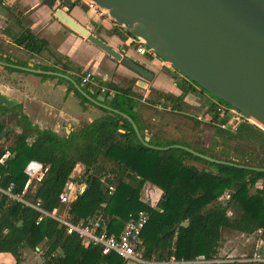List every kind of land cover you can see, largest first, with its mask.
I'll return each instance as SVG.
<instances>
[{
  "label": "trees",
  "instance_id": "obj_1",
  "mask_svg": "<svg viewBox=\"0 0 264 264\" xmlns=\"http://www.w3.org/2000/svg\"><path fill=\"white\" fill-rule=\"evenodd\" d=\"M75 6L71 4L69 9ZM13 40L15 45L36 56L49 47L46 40L29 29L13 36ZM1 61L11 63L10 58H0ZM2 68L8 72L18 71L13 67ZM36 68L67 75L81 85L67 68V61L61 69L55 66ZM40 76L68 84V91H73L83 106L89 103L88 98L69 81L56 76ZM181 81L186 85L189 83L184 78ZM135 83L130 81L129 87L125 88L109 83L107 86L113 93L98 95L106 97L110 108L129 115L145 136L139 114L134 111L138 106L133 98L142 100L132 92ZM181 87L180 96L157 91L158 99L173 108L178 107L191 90L183 84ZM101 109L105 112L103 117L62 137L52 130H42L33 125L21 105L12 110L0 106V112L17 115L15 130L8 122L0 121V135L9 128L5 138L0 139V160L10 154L4 163H0L3 185L14 183L15 193L21 194L28 180L24 172L27 164L30 161L43 164L49 168L48 172L41 182L31 187L27 197L32 203L40 201L43 210L53 213L64 207L60 203V195L76 167L82 165V180L86 181L87 188L70 206L69 213L74 222L101 213L109 232L118 235L130 216L145 211L150 216L142 232L147 258L155 255L159 260H194L203 256L213 260L219 255L226 231L247 235L260 232L264 242V186L252 193L256 183L264 180V172L210 163L181 149L158 151L145 147L126 118ZM214 111L211 121L225 124L227 120H220L221 113L217 109ZM218 132L228 141L249 143L257 140L264 143V130L251 123L240 124L235 132L219 126ZM201 153L208 155L206 151ZM222 154L221 158L209 156L264 168L262 164L241 163L230 152ZM188 160L203 163L206 169L187 164ZM105 162L111 164L110 169L104 168ZM98 169L101 173L96 175ZM148 182L163 192L155 208L140 200L141 191ZM111 186L115 188L113 195H109ZM226 193L230 198L223 200ZM6 202L4 196L0 200V254H11L15 264L23 263L24 248L36 250L43 243L47 247L43 253L46 264H123L122 258L116 254L105 256L100 247H85L78 234H67L65 227L56 220L45 218L37 224L40 212L16 201L6 207Z\"/></svg>",
  "mask_w": 264,
  "mask_h": 264
},
{
  "label": "water",
  "instance_id": "obj_2",
  "mask_svg": "<svg viewBox=\"0 0 264 264\" xmlns=\"http://www.w3.org/2000/svg\"><path fill=\"white\" fill-rule=\"evenodd\" d=\"M123 27L143 41L182 77L194 82L220 101L241 111L264 128V0H91ZM55 18L75 33L141 77L137 86L147 88L155 74L133 57L123 55L92 34L63 9ZM0 62L28 73L63 78L89 101L126 118L140 142L158 151L181 149L210 163L264 172L257 168L217 160L180 145H151L134 120L110 108L104 96L91 98L83 86L67 75ZM112 98H109L111 100ZM18 102L0 94V106L14 109ZM137 110V109H135ZM9 129L0 135L4 139ZM100 170L96 171V175ZM188 224V222H187ZM186 224V225H187ZM22 223L19 224L21 226Z\"/></svg>",
  "mask_w": 264,
  "mask_h": 264
},
{
  "label": "crops",
  "instance_id": "obj_3",
  "mask_svg": "<svg viewBox=\"0 0 264 264\" xmlns=\"http://www.w3.org/2000/svg\"><path fill=\"white\" fill-rule=\"evenodd\" d=\"M65 2L67 0H0V58H10L11 63L8 64H13V61L16 60L18 65L22 67L33 65V68L37 70H41L36 68L37 66H55L57 69H61L62 64L67 61V68L70 73L79 79L80 82L81 76L90 70L100 76L107 75L110 78L109 83L124 88L129 87L130 84L127 86L121 85L122 78L128 81H135L132 92L139 93L136 85L138 80H141L140 76L122 64L115 62L105 52L56 19L55 12L58 9H63L110 47L121 53L123 52V55L125 54L128 57H137L139 61L147 65V67L144 66L155 74L154 80L148 83L149 88L163 93H176L175 95L179 96L177 94L179 83L165 72V62L162 60L154 61V59L150 61L148 60L150 57H146L148 59L138 57L134 50L124 48L126 41L123 42L115 34L110 35L108 32L110 31L109 22L99 16H94L82 4H75V7L69 9L71 4L68 2L65 4ZM24 29H29L39 38L46 40L49 44L48 49L43 51L41 55L36 56L30 54L23 47L15 45L13 36H19ZM127 37V43H130L129 36ZM2 67H0V94L16 100L19 103L18 106H22L23 113L30 119L32 124L42 130H52L64 137L73 131L80 130L83 126L104 115L101 110L102 107L95 105L91 101V103H86L84 108L79 106V97H76L77 95L73 91L69 92L68 84L61 83L58 79H43L37 74L24 71V73L18 72L21 70L8 72ZM115 73L121 78L115 77ZM171 87H175L174 90ZM83 90L91 98L97 99V97L101 96L98 95L97 90H91L89 87H83ZM146 98L147 96L145 95L142 102H145ZM135 109V112H139V107ZM8 115L14 114L8 113ZM153 121H156V118ZM139 122L145 128L144 137H148L146 136V133H149L148 126H146L142 118H139ZM121 132L124 133V131ZM152 135L149 134L150 139H152ZM145 187L153 188L157 194H163L158 187L150 183H146ZM233 233L247 237L246 243H253L254 248L262 240L260 239V232L252 235L237 231H233ZM256 235L259 239H257ZM240 243L243 244L242 241ZM233 247V244L228 246L227 251L229 250L230 253L227 254L230 256L240 255L238 254L240 249L232 250ZM46 249L47 247L44 243L37 247L36 250L24 248L22 250V264H31L28 263L29 256H31L28 251L40 252L43 255ZM223 253L224 250L220 248L218 256H222ZM15 263L16 260L11 254H0V264Z\"/></svg>",
  "mask_w": 264,
  "mask_h": 264
},
{
  "label": "built area",
  "instance_id": "obj_4",
  "mask_svg": "<svg viewBox=\"0 0 264 264\" xmlns=\"http://www.w3.org/2000/svg\"><path fill=\"white\" fill-rule=\"evenodd\" d=\"M70 4H82L87 7V10L94 16L104 17L108 15L105 10L101 9L97 4L91 0H67ZM108 20L112 18L108 17ZM115 21V20H113ZM114 27H121L117 22H112ZM124 29V28H123ZM124 31H126L124 29ZM128 33V32H127ZM128 35V34H127ZM129 36V35H128ZM130 44L134 45L135 53L141 57L158 58V55L140 39L129 36ZM110 78L107 75H98L93 71H86L81 76V85L85 88H91V90H97L98 93H113L108 88ZM220 102V101H219ZM217 103V110L220 113L226 114L229 119L225 124H221V128L231 132H235L240 124L251 123L250 118L246 117L241 111L234 109L230 105L222 102ZM10 156L7 153L0 163ZM48 167L43 164L30 161L24 169L25 174L28 176L25 188L21 194L15 193V184L10 183L6 186L3 185L4 176L0 174V200L5 196L7 198L6 207L11 202L16 201L23 203L25 206L31 207L41 213L37 224H39L45 218H52L65 227L67 234H78L82 239V243L85 247H100L102 254L108 256L110 254H116L123 260V264H235L236 260L233 256H226L224 258L216 257L213 260H207L203 256H199L194 260H177L171 258L169 260H159L155 255L150 258L145 256V247L142 240V232L147 226L150 216L145 211H140L135 215L130 216L129 220L125 223L124 228L120 234L110 233L108 226L105 224L101 213H97L89 216L85 220L74 222L73 217L70 215V206L73 204L79 196L83 195L86 188V181L82 180L84 170L82 173H78L76 176L70 178L66 184L62 194L60 195V203L64 206L60 210H56L53 213H48L40 205V201L32 203L28 199V193L31 187L36 182H41L48 172ZM80 181V182H79ZM115 188L109 187V195H113ZM140 200L155 208L157 203L162 197V193H158L150 187H145L141 191ZM230 198V195L227 196ZM1 213V205H0ZM60 253V252H58ZM57 254V253H56ZM55 256V254H53ZM239 262V261H237ZM242 263H254L264 264V242L259 241L252 251L250 258L240 260Z\"/></svg>",
  "mask_w": 264,
  "mask_h": 264
},
{
  "label": "rangeland",
  "instance_id": "obj_5",
  "mask_svg": "<svg viewBox=\"0 0 264 264\" xmlns=\"http://www.w3.org/2000/svg\"><path fill=\"white\" fill-rule=\"evenodd\" d=\"M108 17L110 16L105 15L104 17H102V19L109 22L110 31L108 32L110 33V35L115 34L123 42L126 41V45L124 44L125 49L134 50V45H130V43H127L128 42L127 31H124V29L120 27L119 28L114 27L112 22L115 21H113V19L111 21L108 20L107 19ZM133 58L138 60L137 57L133 56ZM152 59H154V61L162 60L163 62H165L159 56L158 58L150 57L148 60L151 61ZM139 63L145 65L141 61H139ZM164 64H165L164 65L165 72H167L173 78V80L178 81L181 85L183 84L186 89L191 87V90H189L185 94V97L180 102L179 106L178 107L175 106L173 108L172 105L165 103L164 100L158 99L157 90L149 87L145 89L138 87L136 85V88L139 90V93L136 94L138 96H141L142 100L144 99L145 95L147 96L145 102H142V100L135 98H133V100L134 103L139 107V112H138L139 118L140 119L142 118L146 126H148L149 133L148 134L146 133V136L149 137V134H153L151 139L152 140L151 145L153 146L159 145L157 147H162V148H166L174 145H180L191 150L200 151V153L206 151L208 155H214L220 158L223 157L222 152H230V154L235 155L236 160H239L241 163L246 162V163L264 165V143L262 141H257V140L247 143V142H238V141H228L226 140L227 137L224 139L222 137V134L218 132L219 125L211 121V118L215 113L214 109H217L216 102H219L220 100L219 101L216 100L214 96H212L210 93H208L205 90L203 92L200 91L203 90L201 87H199L194 82L187 80L185 77H182L180 73H178L169 63L165 62ZM145 66L147 67V65ZM115 77L121 78L119 77V75H117V73H115ZM181 78H184L189 83L187 85L186 83L184 84L181 81ZM121 82H122L120 83L121 85L127 86L130 81L122 78ZM181 85L177 86V88L179 89L177 94H179V96L182 94ZM174 88L175 87H171V89L173 90ZM194 88H196V91H193ZM170 94L175 95L176 93L174 94L171 92ZM79 100H80L79 106H82L84 108V106L82 105L83 102L81 101L80 98ZM89 103L91 102L89 101ZM103 113L105 115L104 111ZM6 115L8 114L7 113L4 114L3 112H0V121L8 122L10 124V128L15 130V125H16L15 122L17 120V115L15 114L11 116L10 115L6 116ZM155 118L156 121H153ZM220 120L228 121L229 119L227 118L226 114L221 113ZM251 121L252 124L259 127L257 124L253 122V120ZM262 129L264 130V128ZM187 164L196 166L199 169H206L205 164L193 160H188ZM103 166L106 169L111 168L110 163L105 162ZM82 169L83 166L78 165L74 170L72 177L76 176L78 173H80V171L82 173ZM98 170H100L101 173V169ZM263 186H264V180H259L256 183L255 187L252 189V193H254L257 188H262ZM228 195L229 194L226 193L222 199L223 200L229 199L227 197ZM247 239H248L247 237L242 236L241 234L233 233V231H226L223 235V240L221 242V249L224 250V253L222 256H217V257L224 258L226 256H230L228 255L230 252L229 250L227 251V249L228 246H230V244H233L234 247L232 248V250L240 249V252L238 253L240 255H235V256L233 255V257L235 258L234 260H236L235 264H254V263L240 262V260L250 258L252 251L254 249L253 243H246ZM257 239H259V237H257ZM241 241L243 242V244L240 243ZM28 253L29 255H31L29 256L28 263L46 264V259L44 255H41L40 252L28 251Z\"/></svg>",
  "mask_w": 264,
  "mask_h": 264
},
{
  "label": "bare ground",
  "instance_id": "obj_6",
  "mask_svg": "<svg viewBox=\"0 0 264 264\" xmlns=\"http://www.w3.org/2000/svg\"><path fill=\"white\" fill-rule=\"evenodd\" d=\"M251 120H253V119H251ZM253 122L255 123V124H257L259 127H261V128H263L259 123H257L255 120H253Z\"/></svg>",
  "mask_w": 264,
  "mask_h": 264
},
{
  "label": "flooded vegetation",
  "instance_id": "obj_7",
  "mask_svg": "<svg viewBox=\"0 0 264 264\" xmlns=\"http://www.w3.org/2000/svg\"><path fill=\"white\" fill-rule=\"evenodd\" d=\"M200 91H202V92H203L204 90H200ZM216 100H218V101H219V99H217V98H216ZM214 102H215V101H214Z\"/></svg>",
  "mask_w": 264,
  "mask_h": 264
}]
</instances>
